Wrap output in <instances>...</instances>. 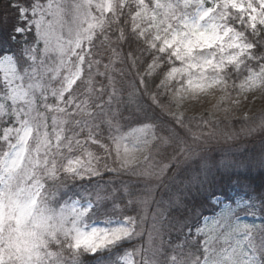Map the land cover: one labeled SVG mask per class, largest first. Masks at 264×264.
I'll list each match as a JSON object with an SVG mask.
<instances>
[{
    "label": "snow or ice",
    "instance_id": "6c2138e0",
    "mask_svg": "<svg viewBox=\"0 0 264 264\" xmlns=\"http://www.w3.org/2000/svg\"><path fill=\"white\" fill-rule=\"evenodd\" d=\"M257 100L264 0H0V264H264Z\"/></svg>",
    "mask_w": 264,
    "mask_h": 264
},
{
    "label": "trees",
    "instance_id": "16d2710c",
    "mask_svg": "<svg viewBox=\"0 0 264 264\" xmlns=\"http://www.w3.org/2000/svg\"><path fill=\"white\" fill-rule=\"evenodd\" d=\"M243 146L247 148L248 154L251 155L253 152L259 150V141L258 140L254 142H250L246 140L242 141L241 143H239L238 147L234 148V150L238 148L239 149L238 152L241 153L243 150ZM249 176L253 184L256 185L257 187H259L261 184H264V170L260 168H254L252 172L249 174ZM216 191H219V189H216ZM212 208H213L212 203L206 202L203 208V212L205 213V215L210 216L212 214Z\"/></svg>",
    "mask_w": 264,
    "mask_h": 264
},
{
    "label": "rangeland",
    "instance_id": "374dc122",
    "mask_svg": "<svg viewBox=\"0 0 264 264\" xmlns=\"http://www.w3.org/2000/svg\"><path fill=\"white\" fill-rule=\"evenodd\" d=\"M250 107L251 108V113L250 115L252 114H258V110L261 109L262 107H264V101H261V100H257L254 104H249V105H246L244 108H242V111L243 110H246V108ZM234 126L235 128L238 130L239 127H240V124L237 122H234ZM247 149L246 147L243 146V150L242 152ZM233 151H235L237 154H239V149L237 148L236 150L233 149ZM211 217V215L209 216ZM258 222V221H257Z\"/></svg>",
    "mask_w": 264,
    "mask_h": 264
}]
</instances>
